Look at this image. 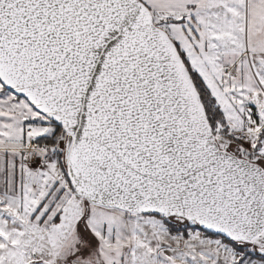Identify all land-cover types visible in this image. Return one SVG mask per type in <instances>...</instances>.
<instances>
[{
	"label": "snow or ice",
	"instance_id": "6c2138e0",
	"mask_svg": "<svg viewBox=\"0 0 264 264\" xmlns=\"http://www.w3.org/2000/svg\"><path fill=\"white\" fill-rule=\"evenodd\" d=\"M0 264H264V0H0Z\"/></svg>",
	"mask_w": 264,
	"mask_h": 264
}]
</instances>
